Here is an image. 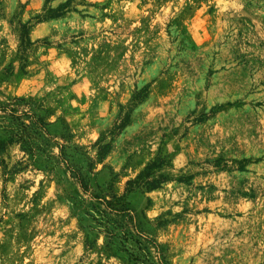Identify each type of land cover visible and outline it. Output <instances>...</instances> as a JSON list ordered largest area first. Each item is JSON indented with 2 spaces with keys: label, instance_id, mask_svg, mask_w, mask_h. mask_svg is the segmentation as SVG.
I'll return each instance as SVG.
<instances>
[{
  "label": "rangeland",
  "instance_id": "obj_1",
  "mask_svg": "<svg viewBox=\"0 0 264 264\" xmlns=\"http://www.w3.org/2000/svg\"><path fill=\"white\" fill-rule=\"evenodd\" d=\"M184 111L242 182L173 247L99 174ZM1 142L0 264H264V0H0Z\"/></svg>",
  "mask_w": 264,
  "mask_h": 264
},
{
  "label": "crops",
  "instance_id": "obj_2",
  "mask_svg": "<svg viewBox=\"0 0 264 264\" xmlns=\"http://www.w3.org/2000/svg\"><path fill=\"white\" fill-rule=\"evenodd\" d=\"M191 113L184 111L179 114L180 122L174 117L173 122L177 124L170 127L153 129L140 144L144 147L142 151L134 153L132 157L130 138H121L105 158L106 161L111 157L113 161L110 163L112 173L104 170L99 174L103 182H114L117 195H127L133 212L141 214L147 223L159 216H171L158 229V234L167 238L166 244L173 247L174 241L187 240L194 233L193 227L197 230V221L186 215L188 209L199 202L207 205L215 185L234 187V184L242 182H237V178L242 177L241 172L223 169L211 171L203 167L223 157L226 144L213 132L215 125L209 120L185 124ZM161 152L171 157L169 163L156 173L167 175L168 180L161 187L151 190L143 186L127 190V182L137 178L149 161Z\"/></svg>",
  "mask_w": 264,
  "mask_h": 264
},
{
  "label": "trees",
  "instance_id": "obj_3",
  "mask_svg": "<svg viewBox=\"0 0 264 264\" xmlns=\"http://www.w3.org/2000/svg\"><path fill=\"white\" fill-rule=\"evenodd\" d=\"M62 6V5H61ZM58 16V15H55ZM27 24H25V28ZM6 149V143L1 142L0 143V155L2 152H4ZM105 154H107V151L105 150V147L102 148V157H105ZM170 155L163 154L162 152L159 153L157 156L152 158L147 166L140 172V174L137 176V178L129 180L127 182V190H131L134 187H140L143 186L147 190L155 189L158 187H161L165 181L168 180V176L163 173H156L157 171L161 170L162 167L167 165L170 160ZM4 159L2 158V163H4ZM5 174H10L11 170L8 169V167L5 165ZM151 204V201L149 200V205Z\"/></svg>",
  "mask_w": 264,
  "mask_h": 264
}]
</instances>
